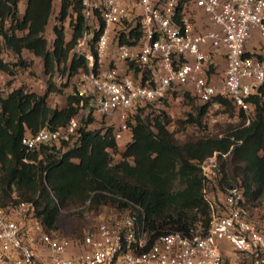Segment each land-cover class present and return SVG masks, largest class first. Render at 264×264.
Instances as JSON below:
<instances>
[{"label": "trees", "instance_id": "16d2710c", "mask_svg": "<svg viewBox=\"0 0 264 264\" xmlns=\"http://www.w3.org/2000/svg\"><path fill=\"white\" fill-rule=\"evenodd\" d=\"M19 1L0 0V71L11 73L1 59L3 49L15 54L17 63L12 65L23 64L21 54L26 50L40 58L47 79L42 94L18 87L0 94V207L17 202L31 204L48 233L55 230L63 211L79 206L94 211L105 207L131 215L137 230L149 237V243L170 232L203 235L215 194L225 187L241 188L244 205L250 210L249 206L264 192V84L247 97L246 111L235 108L224 96L198 103L183 91L197 104L192 108L194 114L186 113L178 123L201 126L202 117L208 116L213 107L236 120L219 133L176 143L163 110L144 114L163 97L133 108L127 118L128 131L120 140L114 138L115 120L101 116L103 126L94 127L99 115L89 107L76 122L74 141L40 144L27 151L21 143L24 134L65 127L88 101L71 93L60 108L49 107L46 102L47 93L61 89L52 80L55 72L69 78L85 69L83 57L73 52L83 29L80 0H58L50 46L44 31L53 0H24L21 15ZM65 19L70 26L68 39L62 26ZM128 27L130 38L122 31L111 39V44L136 41L140 35L138 23ZM97 34L93 31L90 43ZM129 66L134 79L139 75L143 80L148 73L134 63ZM213 152H218L219 173L206 180L199 163ZM78 232L76 228L65 237L80 238L83 233Z\"/></svg>", "mask_w": 264, "mask_h": 264}, {"label": "built area", "instance_id": "2783aa9c", "mask_svg": "<svg viewBox=\"0 0 264 264\" xmlns=\"http://www.w3.org/2000/svg\"><path fill=\"white\" fill-rule=\"evenodd\" d=\"M80 5L83 29L73 52L83 57L85 69L72 94L87 98L84 109L115 120V140L128 131L133 108L171 90L187 91L198 103L224 96L246 111L247 97L264 84V0H80ZM136 22V41L111 44L122 31L130 38L128 26ZM253 30L263 45L248 50ZM93 31L98 34L90 43ZM216 58L223 59L220 75ZM130 63L148 71L143 80L131 76ZM212 116L209 123L225 114ZM76 122L74 117L65 127L26 133L21 143L28 151L72 142ZM217 155L199 163L203 179L219 173ZM210 207L203 235L170 232L149 243L131 215L112 209L73 239L44 231L31 204L17 202L0 207V264H224L221 242L237 254L236 264H264V230L244 205L241 188L225 187Z\"/></svg>", "mask_w": 264, "mask_h": 264}, {"label": "rangeland", "instance_id": "374dc122", "mask_svg": "<svg viewBox=\"0 0 264 264\" xmlns=\"http://www.w3.org/2000/svg\"><path fill=\"white\" fill-rule=\"evenodd\" d=\"M18 14L21 15L24 7V0L18 3ZM58 9V0H53L52 2V12L50 14L48 23L44 31V38L46 39L47 46L53 38L51 28L53 24H57L56 15ZM63 32L65 39L69 38L70 26L68 20L65 19L62 22ZM252 41H256L252 38ZM22 65L16 64L17 59L15 54H13L8 49H3L1 53V59L7 63L11 70V73L6 74L0 71V94L5 95L12 88H21L25 92H35L37 94H42L45 91V81L47 75L43 73L42 63L40 58L32 55L29 51H22ZM217 74L220 75L223 69V59H219L216 66ZM212 72V71H211ZM66 77L64 74L61 75L59 72H55L52 76V80L57 87L61 86L59 92H49L46 96V102L49 107H62L65 104V99L68 94L72 93V90L78 84V74ZM213 73V72H212ZM62 83L64 85H62ZM196 101L192 98L185 97L181 90L175 91L173 94L167 95L162 101L155 102L144 110V114L151 113L152 115L158 114L160 110H163L168 116L169 120V130L172 132L173 140L176 143H182L184 141L198 138L205 134L219 133L225 126L234 125L236 120L223 112L222 110H214L210 108L208 115H218L225 114L224 118L219 119L215 123H209L210 118L208 116H203L201 121V126L193 124L180 125L178 121L183 120L186 117V113L191 112ZM88 109H81L76 115L77 122L80 121L81 117L85 116ZM212 116V117H213ZM209 119V120H208ZM102 122V123H101ZM103 118L101 116H96L94 127L103 126ZM78 123H76L77 125ZM251 212L257 214H264V192L261 197L253 202L250 206ZM107 211V208L102 207L98 210H87L84 206H79L72 208L68 211H63L58 221L54 231H51L55 235L69 236L73 231L78 228L80 234L86 232L87 230L94 227L97 222L98 215ZM79 212L81 215L79 216Z\"/></svg>", "mask_w": 264, "mask_h": 264}, {"label": "crops", "instance_id": "0c3cea01", "mask_svg": "<svg viewBox=\"0 0 264 264\" xmlns=\"http://www.w3.org/2000/svg\"><path fill=\"white\" fill-rule=\"evenodd\" d=\"M252 38H255L256 41H252ZM261 45H263V43L259 40L256 32L253 30L251 39L246 44V49L251 50L252 48H256ZM219 59L220 58H216V61H219ZM126 137L124 138L126 139ZM250 215L253 219L259 222L260 226L264 230V214L263 213L257 214L255 212H250ZM220 251L223 259L226 260L225 264H236V261H238L237 254L233 252L226 243L224 242L220 243Z\"/></svg>", "mask_w": 264, "mask_h": 264}]
</instances>
